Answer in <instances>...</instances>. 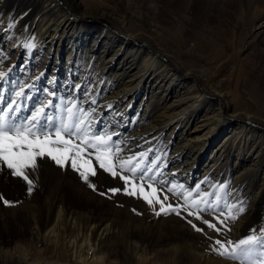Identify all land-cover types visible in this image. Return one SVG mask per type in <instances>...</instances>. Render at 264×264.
I'll return each mask as SVG.
<instances>
[{
  "label": "bare ground",
  "instance_id": "6f19581e",
  "mask_svg": "<svg viewBox=\"0 0 264 264\" xmlns=\"http://www.w3.org/2000/svg\"><path fill=\"white\" fill-rule=\"evenodd\" d=\"M69 1L71 6L61 0H0L4 53L18 57V45L31 37L37 44L32 51L45 53L40 41L51 46L65 32L69 36L64 42L83 48L80 55L68 50L69 56L78 57L73 64L77 76L89 79L101 105H113L111 112L99 110L100 117H108L102 128L125 130L120 138L134 152L151 147L157 151L152 156L166 154L165 180L194 189L209 176L211 183L229 185L230 198L250 201L229 239L236 241L250 228L264 225V133L254 124H264V50L244 54L264 33V0L236 2L237 9L251 14L242 38L192 33L210 24L189 23L202 0ZM89 13L110 21L113 28L86 22ZM10 22L15 27L5 31ZM12 59L2 70L11 67ZM21 62H41L42 68L45 61L29 53ZM40 163L44 170L35 179L48 190L28 197L40 204H25L28 218L25 211L1 210L6 213L0 224L19 232L33 226L31 234L45 247L38 256L47 264H235L210 252L206 243L196 244L197 235L177 216L136 215L106 204L95 216L90 212L77 218L64 203L65 174L52 162ZM84 192L90 202L104 206ZM254 212L259 216L252 217Z\"/></svg>",
  "mask_w": 264,
  "mask_h": 264
},
{
  "label": "snow or ice",
  "instance_id": "6c2138e0",
  "mask_svg": "<svg viewBox=\"0 0 264 264\" xmlns=\"http://www.w3.org/2000/svg\"><path fill=\"white\" fill-rule=\"evenodd\" d=\"M14 27L15 23L10 22L4 30ZM34 39L22 45L28 53L37 46ZM8 58L0 51V88L9 82L12 71V67L2 70ZM43 77L41 72L31 83L14 82L7 93L0 90V175L22 181L31 195L37 186L35 176L40 162L51 161L61 170L75 172L83 184L101 196L111 199L123 194L143 200L156 217L179 216L211 241L208 250L222 258L235 264H264V225L250 228L248 235L236 241L213 238L199 226L223 236L231 231L229 223L245 214L247 202L230 198L233 193L227 183H210L206 177L193 189L165 180L166 154L150 159L154 151L151 147L134 152L115 128L110 131L98 127L100 108L111 112L113 105H101L99 93L89 81L70 83L69 94L58 95L55 78L48 81L47 87L36 89V81ZM33 89L39 93L36 97L31 95ZM26 102H32L31 106L27 107ZM101 171L119 179L122 186L99 191L94 180ZM202 184H209L212 191L202 189ZM0 203L13 207L18 202L0 193Z\"/></svg>",
  "mask_w": 264,
  "mask_h": 264
},
{
  "label": "rangeland",
  "instance_id": "374dc122",
  "mask_svg": "<svg viewBox=\"0 0 264 264\" xmlns=\"http://www.w3.org/2000/svg\"><path fill=\"white\" fill-rule=\"evenodd\" d=\"M61 1L67 6L72 5L69 0H61ZM132 1L138 2L140 0H132ZM186 1L187 0H175L174 2H177L178 4H184ZM208 1H210V2H208ZM228 1H230V2H228ZM237 1L238 0H214V1L213 0H202V3L199 2L197 9H195V12L189 16V18H190L189 23L194 25L195 23H197L198 20H203V22L205 21V23L208 22L210 24L207 27H204L203 29H198V28L193 27L194 30H191L192 33L195 34V32H198V33H202V34L205 33L206 35H209V36L221 35V36H225V37H229L232 34H235V36H238V38H242L243 36L247 35L243 28H246L249 25V21L251 19V14L244 12L246 10L243 11V9L242 10L237 9V7H236ZM239 1H241V0H239ZM219 3H222V5ZM215 5L217 7H215ZM244 7L242 6L241 8H244ZM220 9H222V10H220ZM209 11H211V13ZM81 13L82 12H79L78 14H81ZM95 13H97V12H95ZM160 18L165 20L167 18V16L165 14H163ZM86 19H87L86 22H92L93 24H96L99 27L113 28L112 23L110 21L104 19L100 15H97L94 13H89V15L86 16ZM238 26H240V28ZM84 28H86V27H84ZM233 29H235L234 32H233ZM88 30H91L90 32H92V31H94V28L90 27ZM67 36H69V35H65V32H64L62 36L57 37L55 39V41L51 44V46L46 45L42 41H40V44L43 47H45L44 48V50L46 51L45 53L34 52V51L30 52V53L34 54L35 58H37L38 60L45 61L42 64L43 65L42 68H38L41 65L40 64L41 62H32L31 64L21 62L24 60L25 55H27L29 53L26 50H23L24 48L22 47V45L24 43H20L18 45V47L21 46L22 50H21L19 56L12 59L14 54L11 53L9 55V58L6 60V61H8L10 59V57L13 60V62L10 63V66L12 67V71L9 73V82L3 83L2 88H0V90H3V91H5V93H7L10 90V85L14 82H20L21 79L25 80V83H31L34 80V78L32 77V74H34L35 76H38L41 72L44 73V77L40 81H36V89L47 87L48 81L52 78H55V81H56L55 87L58 89V95H68L69 91H70V89H69L70 83H76L78 81L83 82L85 80L89 81L88 78H86L85 80H83V79L80 80V76H77L78 69L75 65H73L76 63V60L78 57L69 56V54H68V50L76 49L75 55H80L81 50L83 48L80 47L79 45L71 47L70 42H64V39ZM6 45H7L6 42L4 43V45H1L0 50L4 52ZM38 46H40V45H38ZM21 48L19 47V49H21ZM261 50H264V33L259 35V39L257 40L255 46H253L251 49H246L244 54L260 53ZM85 62H86V60H82L81 65H83ZM67 65H69V66H67ZM3 70H6V69L3 68ZM25 70H26V72H25ZM24 77H27V78H24ZM36 89H33L31 91V95H33L34 97L39 95V93L36 91ZM139 98H141V96ZM31 103L32 102H30V103L27 102L26 106L30 107ZM100 118H101V124L98 127L102 128L105 124V119H107L108 117H106L105 115H101ZM254 124H255L258 131L264 133V124L263 123L257 121ZM119 133L121 135H123V134H125V130H123L122 132H119ZM156 152L157 151H155V152L153 151V153L150 155V159H151V156L153 154H156ZM45 161L47 163L48 162L51 163V161H47V160H45ZM41 168L42 167H40L37 172H39V170L40 171L44 170L43 168L42 169ZM56 170H58L60 172L62 171L65 174L64 178L66 180V183L64 184V187H63L64 195H65L64 196V198H65L64 203L66 205L68 204V205L72 206L71 210L74 212V214L77 216V218H78V216H81L82 214L83 215L88 214V216H89L90 212L91 213L93 212V214L95 216L96 214L101 213L102 209L104 207H106L104 209H107L108 208L107 205L110 207L115 206L117 208H120L123 212H126V213L127 212L135 213L133 211V209H135L136 211H138L140 213H143V212L146 213L147 212L149 214L151 213V215H154L152 213V211L148 208L147 204L141 199L129 197V196H126L123 194L122 195L117 194L115 196H112L111 199L106 198L105 196L99 195L97 192H93L90 188L87 187V185L83 184L79 180V177L77 176V174L75 172H72L71 170L65 171V170H61L59 168L58 169L56 168ZM210 173H213V172H210ZM37 174H39V173H36V175ZM206 177L209 178V176H206ZM36 182L38 183V184L36 183L38 186L35 188V190L33 192L38 193L39 195L43 196L45 194V192H47L48 188L43 187V189H42L43 185L40 184L38 182V180H36ZM94 182L96 183L97 188L101 192H104L108 188H111V187L122 186V182H120L119 179H112L110 176L103 173L102 171L95 178ZM210 183H211V179H210ZM201 187L204 190L212 191V188L210 187L209 184H202ZM36 190H37V192H36ZM84 190H85V192H84ZM82 192L88 194L89 196L92 195L90 198H92L93 200H97L98 202L102 201L104 206H101V207L96 206V204L98 205V203L96 201L90 202L88 199H86L83 196V194H81ZM0 193H2L5 196V198L8 199L9 201L18 202L16 204V206H13V207H5V206H3L2 203H0V211L5 210L6 208L7 209H16V210L18 209V210L23 211V212L25 211L27 214L28 211L24 210L25 204H26V206H31L34 204L38 205V203H39L35 199L29 200L28 197L29 196L32 197V195H34V194L28 195V193L26 191V185L22 181H20L16 178H12L10 176L4 175V177L2 178V181L0 182ZM94 196H97V197H94ZM34 201H36V202H34ZM172 201L173 200H170V202H172ZM246 202H247V209H250L251 208L250 201H246ZM32 207H35V206H32ZM30 208L31 207H28V209H30ZM98 209H100V210H98ZM82 212H84V213H82ZM248 212L250 213V210ZM5 213H6L5 211L0 212V220H1V214H5ZM29 214L30 213L25 215L26 216L25 218H28ZM251 215H252V217H255V216H259V213L254 212ZM161 216L166 217L165 215H161ZM167 216H177V215L170 214ZM177 217L180 218L179 216H177ZM29 218H30V216H29ZM206 218L209 220L212 219L211 217H206ZM181 220L185 226L187 225V227L191 228L190 225H188L184 219H181ZM259 220H260V218H259ZM256 223L257 222H254L253 224H256ZM233 224L234 223H232V222L229 223V227L231 228V231L226 232L223 236H217V233H215L214 231L207 230L206 226H204V225H199V226L205 228V230L208 231V235L213 237V238L229 239L230 233L233 231V229H232V227L234 226ZM32 228H33V226H27V227H24L25 231L20 230V232H19V230L14 231L12 229H10V230L6 229L3 226V224H0V264H12V263L13 264H47L46 261L40 259L38 256L40 251H44L45 247L41 243V240L37 241L35 239V237L33 236V234H31L33 232ZM28 229H29V231H28ZM7 230H9V231H7ZM192 232L195 233L193 235H197V237H196L197 240H195L196 244L203 245L204 243H206L209 246L211 241H209L204 235H202L201 233L195 232L193 229H192ZM16 244L19 245L21 247V249L18 250L16 248H14L15 247L14 245H16ZM21 250H22V252H21ZM35 251H37L38 254H36ZM4 252H6V254H4ZM26 253H28V255H26ZM24 254L26 255V257H24L25 256ZM21 259H22V261H21ZM25 261H27V262H25ZM228 261L235 263V262L230 261V260H228Z\"/></svg>",
  "mask_w": 264,
  "mask_h": 264
}]
</instances>
